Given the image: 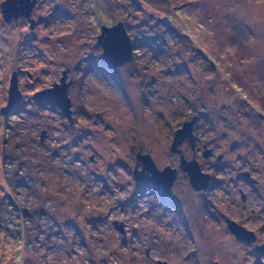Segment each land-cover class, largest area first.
<instances>
[{
    "label": "rangeland",
    "instance_id": "374dc122",
    "mask_svg": "<svg viewBox=\"0 0 264 264\" xmlns=\"http://www.w3.org/2000/svg\"><path fill=\"white\" fill-rule=\"evenodd\" d=\"M32 19L0 7V264H264L231 236L190 243L181 203L134 175L138 154L179 170L174 135L196 115L200 149L264 177V0H38ZM119 22L133 59L114 67L97 37ZM63 72L72 124L34 100ZM13 73L23 99L4 116Z\"/></svg>",
    "mask_w": 264,
    "mask_h": 264
},
{
    "label": "flooded vegetation",
    "instance_id": "af4514ba",
    "mask_svg": "<svg viewBox=\"0 0 264 264\" xmlns=\"http://www.w3.org/2000/svg\"><path fill=\"white\" fill-rule=\"evenodd\" d=\"M41 102L47 103L46 101ZM200 117L201 116L197 117L194 115L191 120L197 118L199 121ZM197 120L194 126L198 124ZM194 126L193 143H190L189 140H185L191 145L193 151L192 157L191 159H186L180 147L182 151L181 156L187 161H196L202 174L201 176L204 178L207 176L208 181L204 188L195 189L192 185L191 177L188 172H184L180 169V164L179 170L186 178L184 185L188 187L189 194L186 193L188 198L191 199L193 195L195 196L196 202L193 204L191 202H184L183 200L181 202L178 200L180 195L176 191V182L179 177H181V174L179 170L174 167L167 166L177 170V177L172 183L169 192H164L156 184L155 186L166 199L172 200L175 203L177 201L181 203L180 206L176 205L177 208L181 210L179 225L190 233V238L192 235L191 232L231 236L237 248L249 249L253 254L264 257V177L257 173L255 168L247 167L239 170L233 164L226 166V164H224L226 153L217 152L216 148L207 143L203 144L200 149L198 147L200 139L196 131H194ZM210 129H208V132ZM201 151L202 154H200ZM200 156L206 161H216L217 164L213 163L211 165H206L199 160ZM142 167L143 166L139 167V164H136L135 168L141 170ZM164 169L159 170L163 171ZM219 174H221L220 177ZM122 224L125 231V225L124 223ZM190 226L192 227V231ZM236 228L240 232L239 237H236L234 233ZM190 241V243L194 242L192 238ZM199 245L206 246V244L203 243ZM161 263L175 264L161 260H158L156 264Z\"/></svg>",
    "mask_w": 264,
    "mask_h": 264
},
{
    "label": "water",
    "instance_id": "95a60500",
    "mask_svg": "<svg viewBox=\"0 0 264 264\" xmlns=\"http://www.w3.org/2000/svg\"><path fill=\"white\" fill-rule=\"evenodd\" d=\"M37 1L38 0H5L0 5L4 21L9 23L24 17L30 21V29L34 30L36 28V21L32 19V12ZM97 45L102 48L99 62L103 64H111L114 67H119L133 59V43L122 22L110 27L102 26L101 33L97 37ZM70 85L71 81H67V72H63L59 83H55L52 88L37 92L34 95V99L38 102L46 101L55 104L61 109L69 123L72 124L71 99L68 95V88ZM22 99L23 95L19 90L17 74L13 73L8 90V102L7 105L1 109V113L7 116ZM196 120L197 118H194L190 122L184 123L183 126L176 131L170 149L171 152L178 153L181 156L182 151L180 145L185 140H189L190 143H193V126ZM44 138L45 133H42V140ZM137 159L142 163L143 167L141 170H138V168L135 169L134 175L136 179L156 184L164 192L168 193L172 183L177 177V170L167 167L163 171H160L150 155L138 154ZM180 169L184 172H188L195 189L204 188L208 178L207 176H205L206 178L201 176L202 174L196 161H187L181 156ZM114 225L121 233H125L122 223L115 221ZM234 233L236 237H239L240 232L237 228Z\"/></svg>",
    "mask_w": 264,
    "mask_h": 264
}]
</instances>
